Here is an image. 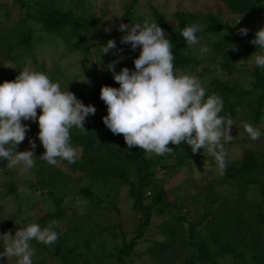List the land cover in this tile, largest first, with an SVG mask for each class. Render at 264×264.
Returning <instances> with one entry per match:
<instances>
[{
    "label": "trees",
    "instance_id": "1",
    "mask_svg": "<svg viewBox=\"0 0 264 264\" xmlns=\"http://www.w3.org/2000/svg\"><path fill=\"white\" fill-rule=\"evenodd\" d=\"M214 1L221 7L177 9L167 15L159 5L146 0L149 15L145 16L138 12L140 0H127L116 24L158 23L173 44L176 73L195 70L193 76L206 89L205 99L221 97L220 115L231 114L236 124L249 122L260 130L259 146H253L246 133L240 140V154L227 159L225 174L218 179L209 178L210 168L202 170L204 164L217 167L214 157L203 148L193 154L186 142L179 146L170 142L168 147L174 151L163 156L147 154L138 146L128 148L123 135H114L102 119L107 109L102 108L101 87L119 88V84L113 77H100L93 67L86 78L90 85L61 86L62 90L68 87L83 104L99 110L86 118V132L75 127L70 130L71 143L79 152L77 161L69 164L61 160L66 167L60 168L36 157L34 176L24 181L28 193L21 194L12 180L2 195H12L17 208L7 213L0 203V234L17 227L19 202L26 200L31 206L35 192L50 205L44 212L36 211V224L44 228L50 221L59 225L67 220L66 229L55 228L59 238L54 244L31 241L38 250L33 264H126L139 243L145 246L143 251L159 258L180 256L177 264H264V68L255 61L249 66L241 62L264 50L250 43L255 32L238 34L264 11V0ZM13 13L18 14L11 21ZM193 24L199 25V43L188 46L181 32ZM102 27L90 0H0V84L15 80L26 58L33 65L32 71L47 74L43 62L33 54L37 40L39 44L49 40L52 49L60 44L66 51H79L91 62L88 42L95 39L99 68L109 75L103 70L102 50L113 33L100 32ZM7 60L13 66L5 65ZM127 68L135 70L134 61ZM49 70L48 77L59 74L56 67ZM4 162L0 158V166ZM193 164L201 168L200 179L205 184L187 191L185 181L178 183L168 199L157 171L174 177ZM78 194L86 197L87 211L68 214V201ZM125 202L126 213L120 206ZM155 214L164 215L153 228L161 237L150 229Z\"/></svg>",
    "mask_w": 264,
    "mask_h": 264
},
{
    "label": "clouds",
    "instance_id": "2",
    "mask_svg": "<svg viewBox=\"0 0 264 264\" xmlns=\"http://www.w3.org/2000/svg\"><path fill=\"white\" fill-rule=\"evenodd\" d=\"M117 30L125 33L121 44L130 45L132 51L139 47L141 51L134 60L135 70L123 67L116 72V64L123 56L107 66L119 88L101 87L100 98L107 105V115L102 118L104 125L114 135L122 134L128 148L138 146L147 154L172 153L174 150L168 147L170 142L176 146L186 142L193 154L206 149L214 157L219 175H224L227 168L225 144L233 139L230 132L235 122L231 114L220 115L221 97L211 95L205 99L206 89L198 77L176 73L173 44L158 23H121ZM199 30V25L195 24L182 30L188 46L199 43L196 36ZM105 31L110 32L111 27ZM248 31L240 28L238 34L244 36ZM250 43L264 50V27L255 33ZM113 49L117 54L123 52L122 48H116L114 40H108L102 53ZM254 60L257 66L264 68V52L255 54ZM38 108L41 109L39 116ZM95 113L93 105L85 106L68 87L62 90L60 83L53 82L47 74L24 69L15 80L0 84V158L7 160L9 168L19 166L24 174L35 167L37 145L34 140L29 139L31 150L16 151L30 130L22 121H33L38 122V138L45 149L39 158L49 165H57L58 158L75 163L79 152L71 143L70 130L75 127L86 132V118ZM243 127L251 140L260 138V130L251 123L245 122ZM16 224L21 227L14 236L10 232L0 234L4 242L0 256L15 257L17 264H33L35 250L31 241L52 245L59 238L55 231L59 225L55 220L44 228L24 220Z\"/></svg>",
    "mask_w": 264,
    "mask_h": 264
},
{
    "label": "rangeland",
    "instance_id": "3",
    "mask_svg": "<svg viewBox=\"0 0 264 264\" xmlns=\"http://www.w3.org/2000/svg\"><path fill=\"white\" fill-rule=\"evenodd\" d=\"M96 15L103 23L102 29H100V32H106L105 29L108 27H111V31L107 33H113V37L111 40H114L116 42V48L117 49H123L122 53L117 54L116 50H110L107 54L103 53L104 56V65L103 70H106L108 74L103 73L100 70V63L98 61V58L95 57L96 52V40L93 39L92 41L88 42V45L90 46V52L92 54L91 56V62L89 60H85L82 57L81 52L79 51H66L60 44L55 49H52L54 47H51V42L49 40L43 41L41 44H39L40 41L37 40V48H35L33 54L38 58L39 61H42L45 69L47 70V75H50V68L56 67V69L59 70V74L54 73L55 77H49L53 78L54 82H59L60 86H69V87H82L85 85H90L89 82L86 81L87 73L90 69L93 67L97 69V71L100 73V77H113L111 71L108 70V65L112 63L113 61L118 60V56H123L124 59H120L119 62L116 64V72L119 73L121 68L128 67V65L133 62L136 58H138L141 49L138 47L135 51L131 50L130 45H124L120 43L121 37L125 34L123 32L118 31V27L116 24L117 18L121 15L123 11V4L127 0H90ZM152 2L159 5L160 9L165 12L167 15L174 12L177 9H183V10H193V9H199L202 6H212L213 8H220V4L218 2H215L214 0H151ZM139 10L138 12L144 14L145 16L149 15V7L147 5L146 0H140L139 3ZM18 9V8H17ZM103 9L108 10L107 13L103 14ZM18 13H13L11 17V21H14V19L17 18ZM240 20L239 17L236 18V22ZM243 26V25H242ZM264 27V11L261 12L254 22H250L248 24H245L241 28H247L249 31L247 35L253 32H257L260 28ZM45 35V34H44ZM245 35V36H247ZM167 36V34H166ZM45 37H47L45 35ZM103 51V50H102ZM88 61V62H87ZM254 56L249 55L242 59V63L246 65H251L252 62H254ZM10 61L7 60L4 62L5 65H11L9 64ZM33 65L30 63L29 58H26L22 70L28 69L32 70ZM49 70V71H48ZM55 70V71H58ZM195 71V70H194ZM194 71H189L187 75L193 76ZM179 75V74H178ZM78 98V97H77ZM79 99V98H78ZM102 108L107 109V105L102 100ZM85 105V104H84ZM88 106V105H85ZM99 113V110L96 109L95 115ZM41 114V109H37V115L39 116ZM22 123L27 124L29 127V131L26 133V138L23 142H21L18 146L16 151H25V150H31L29 139H32L35 141L37 147L35 149V155L36 157L41 156L45 149L43 148V145L40 143L38 138V122L33 121H22ZM243 126H240V124L234 123V126L231 129L230 135L233 136V139L231 142L225 144V149L227 151V159H233L236 158L242 148L241 139H244L246 137V131ZM264 129V125H263ZM251 140V139H250ZM253 146H259L260 141L259 140H251ZM262 142V141H261ZM7 160L5 159V162L2 166H0V203L3 204V210H5L7 213H11L17 208V203L14 200V197L12 195L4 196L3 194L7 191L8 184L10 181H14L15 184L18 187V191L22 193H28V190L26 188L25 179L32 178L33 172L32 169L24 174L21 173L20 167L16 168H9L6 166ZM60 168H65L66 166L63 164L61 160H58L57 165ZM210 165H203L202 170H208L210 168L211 174L210 177H216L219 178V173L217 171V167H209ZM201 168H198L196 164H193L191 166V169H187L184 172H178L174 177L170 176L169 172L157 171V177L163 179L164 187L167 191L168 199H172V188L178 184L185 181L184 189L187 191H193L197 186H201L205 184V180H201ZM188 181V182H186ZM217 186L225 188V184H217ZM124 189H122V192L120 194V197L122 198L124 196ZM32 202V205L30 206L28 201L26 200L20 201V211L17 213L18 221L24 220L25 223H35V217L37 216L36 211L44 212L47 207L50 205H47V202H43L41 200H44V197L38 193H34V197ZM49 201V200H48ZM41 202V203H39ZM121 208L123 212H127V203H121ZM30 207V208H29ZM88 208V202L86 197L83 195H76L73 198L71 197L68 201L66 212L68 214L70 213H85ZM164 215H158L155 214L154 217H152V222L150 224V229L153 235H156V237H161L157 231L154 228V224L160 220H162ZM67 226V220H61L59 222L60 230L63 231L66 229ZM21 227V225H17V227L10 231V233L14 236L15 232ZM2 247L4 245L3 240H0ZM42 244V243H40ZM143 244V243H142ZM139 243L133 252V254L130 256L126 264H177L178 261H180V256L174 255L173 258L167 259V258H159L154 253H149L144 250V245ZM32 247L35 250V254L33 255V258H35L36 255H38V250L36 247L32 245ZM4 251V247H3ZM14 258V259H13ZM49 264H54V262H48ZM0 264H17V259L15 257H10L7 259V257H0Z\"/></svg>",
    "mask_w": 264,
    "mask_h": 264
}]
</instances>
